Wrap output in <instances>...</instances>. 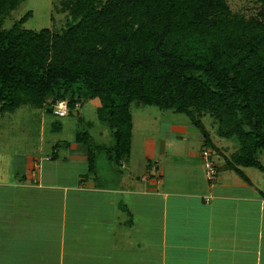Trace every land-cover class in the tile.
<instances>
[{
  "label": "trees",
  "instance_id": "trees-1",
  "mask_svg": "<svg viewBox=\"0 0 264 264\" xmlns=\"http://www.w3.org/2000/svg\"><path fill=\"white\" fill-rule=\"evenodd\" d=\"M244 1L258 11L235 12L230 0H66L60 30L6 31L24 0H0V113L40 106L71 117L99 99L117 163L130 155L133 103L188 116L209 144L211 116L219 137L238 140L229 168L264 171V0ZM59 102L67 115L52 112Z\"/></svg>",
  "mask_w": 264,
  "mask_h": 264
},
{
  "label": "crops",
  "instance_id": "crops-1",
  "mask_svg": "<svg viewBox=\"0 0 264 264\" xmlns=\"http://www.w3.org/2000/svg\"><path fill=\"white\" fill-rule=\"evenodd\" d=\"M80 144L68 146L65 161L88 168L72 180L23 154L0 173V264H264V171L230 169L234 150L221 156L204 141L203 150L217 156L212 185L203 150L148 156L147 168L135 170L132 146L120 163L108 157L115 141L101 146L118 169L103 182L98 153L90 169V151ZM45 160L57 164L58 153Z\"/></svg>",
  "mask_w": 264,
  "mask_h": 264
},
{
  "label": "rangeland",
  "instance_id": "rangeland-1",
  "mask_svg": "<svg viewBox=\"0 0 264 264\" xmlns=\"http://www.w3.org/2000/svg\"><path fill=\"white\" fill-rule=\"evenodd\" d=\"M64 1L66 0H24L15 12L4 19L1 29L6 31L10 29L21 30L22 28L60 30L66 23L67 12L63 11L62 5ZM230 2L235 12L255 14L258 11L257 5L244 0H230ZM29 12L31 17L26 23H21L22 18ZM100 106L99 99L91 100L83 107L79 104L77 107L79 114L77 111H73L71 115L75 116L71 117H58L49 114L45 108L40 106H23L4 114L0 113V173L4 172L8 175L10 162L15 161V155L23 154L31 157L30 159L40 157L41 160H37L42 161L45 169L48 166H55L63 182L67 178L72 180L78 172L85 173L88 166L86 162L81 163L80 160L75 159L71 165L66 162L65 156L69 152L68 146L80 144L77 143L80 142L76 139L77 132L80 134L88 132L89 137L84 138L83 134L82 138L86 141L90 140L88 143L92 147L90 148L88 144H86L88 147L84 144H82L84 146L80 144L79 147H87L90 152H94V156L95 152L98 153L97 164H95L99 175L101 174L99 180L105 182V176L117 175V165L106 160V150L101 148L104 145L107 148L113 147L115 139L110 135L109 126L97 118V108ZM56 109L57 107L53 108L52 112L55 113ZM130 112L133 119L130 158L135 170L138 168L141 170L143 166V169L147 168L145 163H147L148 156L158 158L161 153L165 152L184 158L189 154V150L193 152L205 150L203 137L200 131L192 125L188 116L161 110L156 106L144 103H133ZM195 115L197 118L199 117L198 114ZM202 122L209 133L211 142L213 141V144L218 146L217 150L215 149L218 155H221L222 152L230 153L233 150L235 153L240 149L237 138L226 139L218 136L219 123L215 118L205 116L202 117ZM98 132H102V137L98 136ZM172 132L182 134L181 136L185 138H171ZM57 144L59 147H56ZM96 145L99 149L94 151ZM54 152L58 153L59 162L53 165L48 163L45 158ZM214 158L216 161L217 156L214 155Z\"/></svg>",
  "mask_w": 264,
  "mask_h": 264
},
{
  "label": "built area",
  "instance_id": "built-area-1",
  "mask_svg": "<svg viewBox=\"0 0 264 264\" xmlns=\"http://www.w3.org/2000/svg\"><path fill=\"white\" fill-rule=\"evenodd\" d=\"M57 109L55 113L60 116L66 115L68 113V107L65 103H57ZM203 157L206 163V177L210 184H215L219 179V171L216 162L212 159L208 151L203 152Z\"/></svg>",
  "mask_w": 264,
  "mask_h": 264
}]
</instances>
